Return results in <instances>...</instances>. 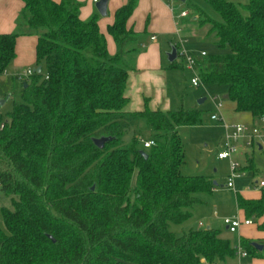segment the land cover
<instances>
[{
	"label": "trees",
	"instance_id": "16d2710c",
	"mask_svg": "<svg viewBox=\"0 0 264 264\" xmlns=\"http://www.w3.org/2000/svg\"><path fill=\"white\" fill-rule=\"evenodd\" d=\"M20 1L37 34L36 64L46 73L23 83V102L6 119L0 113V191L12 199V209L0 211V264H213L235 257L221 231H170L191 218L197 195L211 193L214 183L179 172V129L202 125L201 110L125 111L127 77L145 37L127 28L138 0L118 8L106 28L113 55L99 15L81 20L77 0ZM204 1L218 20L194 7L200 37L218 52L197 62L200 81L226 85L237 112L264 120V0ZM17 39L0 34V76L16 57ZM139 121L156 133L148 150L135 135L122 143ZM101 138L108 139L102 149L94 143ZM237 207L255 223L263 219L264 232V191L255 200L238 196ZM259 244L260 251L241 241L249 256L264 260Z\"/></svg>",
	"mask_w": 264,
	"mask_h": 264
},
{
	"label": "rangeland",
	"instance_id": "374dc122",
	"mask_svg": "<svg viewBox=\"0 0 264 264\" xmlns=\"http://www.w3.org/2000/svg\"><path fill=\"white\" fill-rule=\"evenodd\" d=\"M130 0H112L109 6V14L102 18V20L109 21L114 17V7L120 8L126 5ZM172 0H138L137 7L128 22L129 28H134L139 33H145V36L155 34L160 43L164 46V53H168L170 46L182 47L187 55L197 58L202 52L207 54L217 53V49L208 43H204L200 37L203 33L199 28L197 22H193L195 17L194 7L202 10L208 17L218 20V16L206 5L204 0H187L180 3L174 0V14L178 15L185 11L188 13V18L179 21V26L183 27V37L180 39L175 36L171 15L167 10V5L171 4ZM245 3L246 0H236ZM198 18V15H196ZM12 34L18 35V39L24 37L20 41V51L22 56H28L31 50L30 37L37 36L25 24L22 14L17 18L15 28ZM21 57V56H20ZM19 57L18 60H13L5 72L0 76V113L4 119L7 114L12 111L14 105L23 102V83L15 79V75L22 73L28 69L34 70L41 67V76H45L44 65L25 64V61ZM164 62L167 73V85L169 93L174 97V106L171 111L183 108V110H190L198 104L200 100H204L199 106L202 112V125L194 127H185L180 129V136L184 149V162L181 165L179 172L184 176H209L211 181L215 184L212 193L198 194L199 203L192 209V216L181 225H170V231L175 235H182L187 233L192 228H198L199 223L203 226L201 229L211 227L213 230H220L224 232V237L231 246L237 247L240 245L239 237H250V234L243 233L244 229L238 230L237 233L231 234L224 230L223 221L236 217L238 209L236 206V193H240L242 187L251 188L255 182L264 179V151L253 149L245 150L248 158L252 161V165L256 172L245 170V159L243 153H238L234 156V161L240 165L239 177L235 179V192L226 188L228 177L230 176V164L228 161L216 160V155L219 152V145L224 134V124H236L237 114L234 111V105L229 99L224 97L228 95V87L220 84H204L200 81L198 87L191 84V78L194 74L184 67L183 59L178 57L175 62L176 68L168 69L169 63L164 56ZM221 104L220 122H212L210 116L216 113V108L213 101ZM132 129L123 136V144L126 145L133 138V135L140 137L143 140H148L156 135L144 123L139 121L135 123ZM259 127L264 130V122H260ZM138 148L142 149V145L138 144ZM242 168V169H241ZM261 191V190H260ZM258 191L257 193H260ZM248 196L253 193L248 192ZM254 195V194H253ZM2 209H12L11 197L5 196L0 191V211ZM262 221V220H261ZM260 221V222H261ZM0 227L5 230L4 225L0 222ZM254 230L255 229H248ZM255 233V232H254ZM241 235V236H242ZM217 264H258L251 258L238 260L233 257L225 262H217Z\"/></svg>",
	"mask_w": 264,
	"mask_h": 264
},
{
	"label": "crops",
	"instance_id": "0c3cea01",
	"mask_svg": "<svg viewBox=\"0 0 264 264\" xmlns=\"http://www.w3.org/2000/svg\"><path fill=\"white\" fill-rule=\"evenodd\" d=\"M53 1L55 3H59L61 0H53ZM77 1L82 4L81 10H80L81 20L87 21L94 13H97L95 10V7H94V0H77ZM111 2H112V0H110L108 3V14H109V9H110L109 6H110ZM166 7H167V10L169 11V13L171 15L173 28H174V34L176 37L181 39L183 37L182 33L184 32V30H183V27H181L182 31L180 33H176V29H177V27H179V21H181L182 19H177L176 18L177 15L174 14V8H173L174 7V0H172L171 4H168ZM171 9H172V11H171ZM22 10H23V3L20 0H0V34H12V32L15 28L17 18L22 13ZM116 10H117V7H114V9L112 11L113 15H114ZM113 18L114 17H112V19L109 21H105V20H102V17L99 16V20H98L99 29L106 37L107 50H108L109 54H111V55L115 54L116 47H115L114 41L111 38V36H109L107 34L106 28L109 24H111L113 22ZM192 21L196 22L195 19H192ZM127 28H129L128 23H127ZM131 29L134 30V28H131ZM135 32H137V31H135ZM137 33H139V32H137ZM153 37L155 38V40H151V38H153ZM22 39H26V38L22 37L21 39L20 38L17 39L16 57L14 60L15 61L18 60L19 57L21 56L20 58L25 61V64L30 65V64L36 63L35 45H36V41H37V36H34V37L32 36L29 38V41L31 42L32 46H31V50H30V53L28 56H26V55L22 56V53L20 51L19 45H20V41H22ZM140 48H141V52L136 57V61H135V70L130 72L128 74V77H127V87H126V91H125V96L127 97L128 102H127V105L125 107V111L129 114L130 113H136V112L142 111L145 106H147L151 111H156V110H161L164 112L171 111L175 102H174L173 95L169 93V87L166 83L167 82L166 81L167 80V77H166L167 73L165 72L166 67H165V62H164V56H166V53H164V50H165L164 46L160 43L158 37L155 34H153V35L151 34V35L145 36L143 38L141 45H140ZM176 48H178V47L176 46ZM202 58H201V56H199L196 59L198 61H201ZM166 59H167V57H166ZM168 69H171L170 63H169ZM202 103H204V100ZM202 103H198L192 109H199V106ZM213 103L215 106L214 101H213ZM233 105H234V111L237 114H239V115H237V118H236V122H237L236 124H242L245 126H259L258 124L260 122H263L262 120L254 119L251 116V114H249V113L237 112L235 109V103H233ZM181 109H183V108L176 109L175 111H178ZM183 128H185V127H183ZM180 129H182V128H180ZM180 129H179V132H180ZM224 133H225V129H224ZM222 138H223V136H222ZM222 138H221V142L219 145V151L221 150ZM150 139H152V138H150ZM122 142H123V138H122ZM258 150H260V149H258ZM251 151H253V150H251ZM239 153H243L242 156H244V159H245L244 169L256 172V170H254V168H253L252 161L247 156L246 151L242 150V151H239ZM216 160H218V159L216 158ZM218 161H227V160H218ZM239 173H240V170L238 172V176L235 179H237L239 177ZM206 177L211 178L209 176H206ZM235 179L233 180V188L232 189H229L227 187V183H226V188L229 190H232L233 192H235V190H236L235 189ZM260 180H264V179L262 178ZM257 182H255L252 189L248 188V187H242L240 189V193H236V206H237V197L238 196H240L244 199H249V200H251V199L255 200V199L260 198L261 193H262V191H264V189L258 188L256 186ZM213 191H214V187H213L211 193ZM251 191L253 193L251 194V196H248V194H250L248 192H251ZM258 191H260V193H257ZM237 209H238V207H237ZM233 218H238L239 220H242V221L246 220V219H250L252 221L251 225H247V226L243 225L238 229V230H240V229L246 228V230H244L243 233L250 234V237L243 236L242 234H241L242 236L240 235V237H239V243H240L239 246L243 250H245V248L241 245L242 240H247V241H251L252 243H258V244H259V242L264 241V232L258 230V225L263 221V219H261L262 221L259 220L258 223H255V221L253 219L247 218L244 215V213L239 209H238V215L236 217H233ZM200 224L201 223H199L198 226L202 227L203 225L202 224L200 225ZM223 225H224V223H223ZM252 228L255 229L254 230L255 233L253 232V230H248V229H252ZM207 229H211V227H208ZM224 230L229 232L225 225H224ZM238 230L235 233H237ZM218 231H220V230H218ZM235 233H231V234H235ZM221 236H222V238L225 239L224 232H222V231H221ZM236 258L238 260H244V259H240L238 257H236ZM247 258H251L254 262L256 261L258 264H264L263 259L252 258L251 256H249V254H248ZM247 258H245V259H247ZM227 260H229V259H227Z\"/></svg>",
	"mask_w": 264,
	"mask_h": 264
},
{
	"label": "built area",
	"instance_id": "2783aa9c",
	"mask_svg": "<svg viewBox=\"0 0 264 264\" xmlns=\"http://www.w3.org/2000/svg\"><path fill=\"white\" fill-rule=\"evenodd\" d=\"M97 0H94V3ZM172 11V9H171ZM177 19L185 20L188 18V13L183 11L176 16ZM197 20V16L193 18ZM182 28L179 26L176 29V33H180ZM151 40H155V38H151ZM206 55L205 52L200 54L201 58ZM177 57H181L183 59L184 67L186 70L192 72L194 77L191 78V84L194 87H198L200 85V79L197 71V62L198 60L192 56L187 55L184 51H182V47L177 48ZM34 70H26L22 73L16 74L14 77L19 82L28 81L32 75L34 74ZM215 102L216 113L210 116V120L213 122H220V109L221 104ZM264 122V120H262ZM225 133L222 138L221 150L217 153L216 158L218 160H227L230 163V176L228 178L227 187L229 189L233 188V180L238 176L240 165L234 161V156L237 155L242 148L246 150L260 149L264 151V130H261L259 126H245L242 124H233L226 125L224 124ZM138 142L142 145L143 150H148L151 147L155 146V141L153 139L143 140L138 137ZM258 188L264 189V180H259L256 183ZM224 225L227 227V230L230 233H235L241 226L251 225L252 221L250 219L239 220L238 218H229L224 219ZM201 225V224H200ZM235 256L240 259H245L248 257V253L243 250L240 246L234 247ZM217 264V263H213Z\"/></svg>",
	"mask_w": 264,
	"mask_h": 264
},
{
	"label": "water",
	"instance_id": "95a60500",
	"mask_svg": "<svg viewBox=\"0 0 264 264\" xmlns=\"http://www.w3.org/2000/svg\"><path fill=\"white\" fill-rule=\"evenodd\" d=\"M110 0H97L95 3H94V7H95V10L97 12V14L104 18L108 15V3H109ZM179 2L181 3H184L185 0H178ZM166 57H167V60L168 62L171 64L173 62L176 61L177 59V48L175 46H171L170 47V51L168 53H166ZM34 72H36L37 74H39L41 72V67H37L34 69ZM24 88L26 87V85L23 86ZM225 99H228V95L225 96ZM203 100H200L198 103H202ZM2 104V102L0 103ZM108 141V139L106 138H101V139H98V140H95L94 143L95 145L102 149L104 144ZM140 155L143 156L144 158H147V154L144 152V151H140ZM252 246L254 248H256L257 250H262V246L258 243H252Z\"/></svg>",
	"mask_w": 264,
	"mask_h": 264
}]
</instances>
